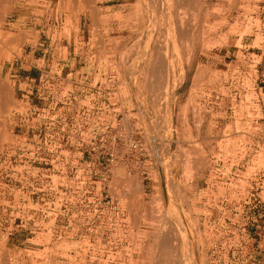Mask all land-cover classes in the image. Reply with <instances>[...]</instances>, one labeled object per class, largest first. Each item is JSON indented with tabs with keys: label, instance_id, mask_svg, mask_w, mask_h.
<instances>
[{
	"label": "rangeland",
	"instance_id": "374dc122",
	"mask_svg": "<svg viewBox=\"0 0 264 264\" xmlns=\"http://www.w3.org/2000/svg\"><path fill=\"white\" fill-rule=\"evenodd\" d=\"M90 2L91 27L63 7L72 0L0 7V264H264L258 6ZM21 61L113 66L114 153L17 167L26 155L4 148L20 129Z\"/></svg>",
	"mask_w": 264,
	"mask_h": 264
},
{
	"label": "built area",
	"instance_id": "2783aa9c",
	"mask_svg": "<svg viewBox=\"0 0 264 264\" xmlns=\"http://www.w3.org/2000/svg\"><path fill=\"white\" fill-rule=\"evenodd\" d=\"M251 6H258L251 16L260 13L264 20V1L253 0ZM99 57L98 52L91 54L95 60ZM32 69L35 76L18 77L20 105L14 115L20 129L14 136L16 145L4 148V152L26 155L23 166L17 167L33 170L53 156L113 154L120 86L116 69L98 65Z\"/></svg>",
	"mask_w": 264,
	"mask_h": 264
},
{
	"label": "crops",
	"instance_id": "0c3cea01",
	"mask_svg": "<svg viewBox=\"0 0 264 264\" xmlns=\"http://www.w3.org/2000/svg\"><path fill=\"white\" fill-rule=\"evenodd\" d=\"M55 1L57 0H50V2H53L55 4ZM59 2V1H58ZM57 2V3H58ZM69 5V6H68ZM64 8H66L67 10H70V11H78V10H82L84 13L80 16V24L82 25L83 22L87 25L88 27H91L93 25V19L91 17V9H92V6H91V2L90 0H72V3L69 4V3H66L65 6H63ZM97 7L98 8H101V9H106L108 7H110V4L109 2H103V3H98L97 4ZM84 24V25H85ZM106 38V36H105ZM109 38V37H108ZM43 58L38 56V57H35L34 58L32 57V60H30L31 63H37L39 61H41ZM81 62V61H80ZM22 64L23 62L21 61L20 62V70H19V73L22 74V75H31V76H35V70H33L32 68H29L28 70H22ZM28 65V63L26 64ZM35 66L34 64L31 65V67ZM66 67H73V66H70V65H65ZM80 67V66H79ZM32 70V71H31Z\"/></svg>",
	"mask_w": 264,
	"mask_h": 264
},
{
	"label": "bare ground",
	"instance_id": "6f19581e",
	"mask_svg": "<svg viewBox=\"0 0 264 264\" xmlns=\"http://www.w3.org/2000/svg\"><path fill=\"white\" fill-rule=\"evenodd\" d=\"M2 3H3V0H0V7L2 6ZM184 24V23H183ZM2 93V92H1ZM170 234V233H169ZM169 234H167V235H169ZM166 237H168V236H166ZM171 237V236H170ZM172 238V237H171ZM168 240H169V238H168ZM193 260V259H192ZM174 262V261H173ZM193 263H191V264H197L196 263V261H192ZM165 264V263H164ZM169 264V263H168ZM174 264H177V263H174ZM181 264V263H180ZM187 264H189V263H187Z\"/></svg>",
	"mask_w": 264,
	"mask_h": 264
}]
</instances>
